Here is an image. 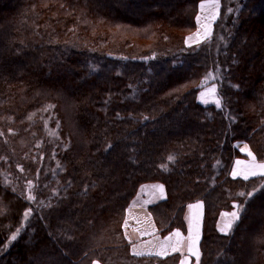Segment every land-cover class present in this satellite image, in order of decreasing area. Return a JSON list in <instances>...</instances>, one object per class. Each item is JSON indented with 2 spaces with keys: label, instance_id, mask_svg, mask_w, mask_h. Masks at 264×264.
Masks as SVG:
<instances>
[{
  "label": "trees",
  "instance_id": "16d2710c",
  "mask_svg": "<svg viewBox=\"0 0 264 264\" xmlns=\"http://www.w3.org/2000/svg\"><path fill=\"white\" fill-rule=\"evenodd\" d=\"M202 1L0 0V264H176L124 237L151 183L160 235L202 202L197 264H264V177H230L236 142L264 162V0H218L186 47ZM208 84L219 108L196 103Z\"/></svg>",
  "mask_w": 264,
  "mask_h": 264
},
{
  "label": "crops",
  "instance_id": "0c3cea01",
  "mask_svg": "<svg viewBox=\"0 0 264 264\" xmlns=\"http://www.w3.org/2000/svg\"><path fill=\"white\" fill-rule=\"evenodd\" d=\"M206 2L207 1H202L198 4V10L195 16V26L197 27L196 32L191 36H188L186 38V42H194L195 40L190 38H193L198 33H200L202 31V25L209 20V10L207 8H200V4ZM218 10L219 6L214 9L217 15ZM197 16L200 17L199 21H197L196 19ZM214 22H212L211 28ZM203 38V35H200L201 41L203 40ZM211 86L212 85L207 86L205 89L199 91V93L197 94V102L200 105L216 106L215 101L218 100L216 94L214 96L210 95L204 99L201 98V93L207 92L211 88ZM245 146L247 147L245 148ZM234 149L238 153V157L233 161L232 168L230 171L231 178H233V169L243 170L247 165L251 163V158L247 155V153L251 151L246 143L236 142L234 144ZM237 161H241L242 163L238 165L236 163ZM255 163L260 164L264 162H259L255 159ZM253 177L263 176L258 174L256 176H250L249 179ZM233 179H243V177L237 176ZM157 185L160 184L151 183L145 184L140 187L135 198L132 200L129 207L125 211L122 228L124 232V237L129 244L130 253L136 257H151L161 259L175 256L177 258L176 264H181L182 261H186V264H197V258L195 255H192L188 252L187 244L189 243V236H198V239L196 240V247L199 250L202 229V204L200 202H195L186 206L183 215V230L174 229L173 231L167 234L160 235L158 234V231L154 224L152 214H150L149 211L150 207L156 205L158 202L165 200L166 198L164 188L163 193L161 194L159 190L155 187ZM197 205H199V207H197ZM226 214L229 213L225 212L220 215L216 225L217 231L222 235L225 234H223L219 230V226L221 225L222 221L226 218ZM177 231L180 233V237H176L175 235H173ZM177 240L181 242L180 251L174 250V245L176 244ZM136 252H140L141 255L137 256L135 254ZM91 264L100 263L93 261Z\"/></svg>",
  "mask_w": 264,
  "mask_h": 264
},
{
  "label": "snow or ice",
  "instance_id": "6c2138e0",
  "mask_svg": "<svg viewBox=\"0 0 264 264\" xmlns=\"http://www.w3.org/2000/svg\"><path fill=\"white\" fill-rule=\"evenodd\" d=\"M218 7V0H207L206 3H201L200 4V8L201 9H205L207 8L209 10V20L204 23L202 25V31L200 33H198L195 37L190 38V39H194L196 43H202V41L200 40V35H203V37L205 38V40H207L211 34H212V28H211V24L212 22H214L217 19V14L214 11V9H216ZM197 21L200 20V17L197 16ZM211 75V74H210ZM217 92V89L215 86H213L212 88H210L207 92H202L201 93V98L204 99L210 95L214 96ZM216 106L220 107V101L216 100L215 101ZM247 146H245L246 148ZM247 155L251 158V163L249 165H247L243 170H238V169H233L232 171V176L233 178L237 177V176H242L243 179L248 180L250 176H256V175H261L264 176V163H255V157L253 156V154L251 152H248ZM238 165L241 164V161H237L236 162ZM159 192L162 194L163 193V186L162 185H157L155 186ZM241 195L243 196L244 194L241 193ZM255 195V193H248V197L249 199H251L253 196ZM29 199H31V197H29ZM197 207H199V205H197ZM234 208H236L235 211L226 214V218L222 221L221 225L219 226V230L225 234L228 235L231 233V231L234 229L235 225L238 223L239 219L241 218V215L244 211V207L243 206H239V205H234ZM28 213H25V216L27 217ZM173 235H175L176 237H180V233L177 231L175 232ZM12 241H15L17 239V236L13 235L12 236ZM198 239V236L193 237V236H189L188 240L189 243L187 244V248H188V252L192 255H195L197 258V261L199 260V250L196 247V240ZM180 241L177 240L176 244L174 245V250L175 251H180ZM137 256L141 255L140 252H136L135 253ZM159 255V253H158ZM181 264H186V261H182Z\"/></svg>",
  "mask_w": 264,
  "mask_h": 264
},
{
  "label": "rangeland",
  "instance_id": "374dc122",
  "mask_svg": "<svg viewBox=\"0 0 264 264\" xmlns=\"http://www.w3.org/2000/svg\"><path fill=\"white\" fill-rule=\"evenodd\" d=\"M219 4V3H218ZM219 6V5H218ZM264 9H263V7L262 8H260V13H262V11H263ZM214 24V23H213ZM212 27H213V25H212ZM196 26H195V28H194V30L191 32V33H189V34H187L186 35V37L184 38V46H186V47H191V46H194V45H198L199 43H196L195 41L194 42H186V38L188 37V36H191L192 34H194L195 32H196ZM169 30H173V29H170V28H168ZM172 33H173V31H172ZM173 35H175V33L173 34ZM204 41H206L204 38H203V40H202V42H204ZM153 55H150V56H148V57H145V58H150V57H152ZM146 60H148V59H146ZM210 85H212L211 86V88L213 87V86H215L214 84H210ZM207 86H209V84L208 85H206L205 87L203 86L199 91H201V90H203V89H205ZM208 88H210V87H208ZM216 89H217V87H216ZM199 91L197 92V94L199 93ZM197 94H196V103H198L197 102ZM218 99V98H217ZM219 100V99H218ZM199 104V103H198ZM200 105V104H199ZM200 106H202V105H200ZM212 107H215V108H219V107H217V106H213V105H211ZM202 107H207V106H202ZM243 143H245V142H243ZM247 144V143H246ZM249 147V146H248ZM250 149V148H249ZM236 151V150H235ZM250 151H251V149H250ZM252 152V151H251ZM253 154V153H252ZM254 156V155H253ZM237 158V157H236ZM235 158V159H236ZM232 168V167H231ZM264 177V176H263ZM254 178H260V177H253V178H250V179H254ZM233 179V178H232ZM250 179H248V180H250ZM234 180H241V181H248V180H244V179H234ZM158 184H160V183H158ZM161 185V184H160ZM142 187V186H141ZM164 188V187H163ZM165 191V190H164ZM136 196V195H135ZM165 197H166V194H165ZM135 198V197H134ZM133 198V199H134ZM132 199V200H133ZM132 200H131V202H132ZM130 202V203H131ZM195 202H200V201H194V202H191V203H188L187 205H189V204H192V203H195ZM130 203H129V205H130ZM201 204H202V202H200ZM129 205L126 207V209L129 207ZM186 205V206H187ZM186 206L184 207V211H185V208H186ZM202 207H203V204H202ZM126 209H125V211H126ZM236 210V208H232V210L231 211H229L228 213H230V212H233V211H235ZM184 211H183V215H184ZM125 214V213H124ZM182 215V216H183ZM203 217H204V208H203V211H202V221H203ZM201 227H202V223H201ZM174 229H172V231H173ZM202 230V229H201ZM217 230V229H216ZM171 232V231H170ZM169 233V232H168ZM199 253H200V251H199ZM93 262V261H92ZM91 262V263H92ZM96 262H98V261H96ZM99 263V262H98Z\"/></svg>",
  "mask_w": 264,
  "mask_h": 264
}]
</instances>
